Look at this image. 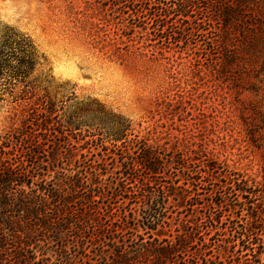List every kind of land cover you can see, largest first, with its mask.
<instances>
[{
	"label": "rangeland",
	"instance_id": "1",
	"mask_svg": "<svg viewBox=\"0 0 264 264\" xmlns=\"http://www.w3.org/2000/svg\"><path fill=\"white\" fill-rule=\"evenodd\" d=\"M130 27L88 0H0V46L38 58L0 81V159L32 179L0 194V264H264V61L237 85Z\"/></svg>",
	"mask_w": 264,
	"mask_h": 264
},
{
	"label": "trees",
	"instance_id": "2",
	"mask_svg": "<svg viewBox=\"0 0 264 264\" xmlns=\"http://www.w3.org/2000/svg\"><path fill=\"white\" fill-rule=\"evenodd\" d=\"M88 2L95 4L97 9L106 15L123 22L128 21L132 25L130 32H127L129 37L135 33L134 25L140 27L145 32L142 38L162 55L172 51L178 53L180 58H183V54H187L186 57L194 55L195 62H191V65L196 67L197 72H203L205 67L218 79L241 85V79L243 80L241 73L255 72L264 61V0H212V9L217 15V38L205 42L201 48L197 43H191L189 37L195 34L203 35L209 31L208 24L214 29L212 21L197 17L201 15L204 7H210L205 6L203 0H88ZM170 30L175 32L168 35ZM186 35L189 37L185 38ZM16 49L22 58L15 67L13 62L18 59V54L14 51ZM37 59L31 44L7 32L0 46V81L5 79L4 85H13L15 78L30 73ZM203 59L206 63H202ZM256 91L263 94L250 105H253L252 111L257 117L264 118V76L259 81ZM27 94L25 91L23 98L20 99H24ZM26 177L22 157H15L13 162L0 159L2 196L12 197L15 194L24 196L26 194L24 187L31 188L32 185V179ZM241 185L235 182L231 186L233 192H247Z\"/></svg>",
	"mask_w": 264,
	"mask_h": 264
}]
</instances>
